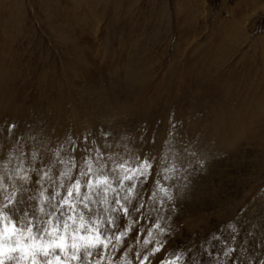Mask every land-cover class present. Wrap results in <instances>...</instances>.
Returning a JSON list of instances; mask_svg holds the SVG:
<instances>
[{"label":"rangeland","instance_id":"1","mask_svg":"<svg viewBox=\"0 0 264 264\" xmlns=\"http://www.w3.org/2000/svg\"><path fill=\"white\" fill-rule=\"evenodd\" d=\"M179 18L189 20L193 33L178 30ZM229 27L231 31L234 30L232 34ZM79 30L82 32L79 33ZM0 37L7 42L0 49L10 53L6 68V74L12 77L10 88L12 84L18 85L15 97L25 107L27 114L30 113L26 119L41 116L39 101L32 110V100L35 96L39 97V92L47 91L51 100L45 99V102L57 98L53 89L70 90L78 101H82L86 98L83 88L90 86V80L97 82L96 86L100 89L104 85L101 80L110 76L114 69L124 64L127 67L137 66L138 56L145 60V63L138 60L140 64L151 66L149 91L146 96L143 94L140 97L141 100L148 98L158 83L165 84L170 94L173 86L179 84V78H186L179 70L186 68L190 54L188 65L193 64L197 68L199 64L208 66L209 80L216 82L217 89V84L221 82L223 86L235 90L237 101L238 96L245 93L250 97L246 98L255 104L257 95L263 91L264 0H0ZM122 42L127 47L122 48ZM176 49H180L178 54ZM79 52L85 55L80 57ZM67 67L70 74L66 72ZM188 87L185 88L186 96L179 103L180 110L174 100L166 104V93L159 103L148 101L152 109L158 104L154 111L158 121L153 131L145 132L143 123L138 125L140 119H137L114 136L104 134V140L114 141L116 138L127 139L132 136L143 139L147 134L151 139L163 137L171 145L176 143V148H179V141L184 139L181 126L188 122L186 117L194 116L191 111L196 112L193 106L190 108L188 101H193V92L199 93L201 99L205 96V86L196 91ZM179 89L174 92L178 97ZM127 96L131 98L133 95ZM106 99L104 96L102 102ZM130 103L134 109L136 104L133 105V97ZM192 103L196 104L194 101ZM67 106L71 108L70 104ZM93 106L87 102L80 107L85 120H96L97 117L90 115V112L96 113ZM197 106L201 107L198 110L200 113L210 108L207 100H200ZM69 107L68 111H71ZM42 112L47 113L45 110ZM203 112L196 115L197 121L206 118ZM6 118L1 117L0 127L5 124V129H2L10 134V144H4L3 149L11 153L7 156L10 161L20 156L24 159V163H21L29 180L20 184L23 186L11 184V196L14 195L11 197L12 203L9 208L4 207L5 203H9V193L4 196L7 198L0 199V210L18 223L23 220L25 226L28 220L40 221L41 231L49 226L47 221L58 219L62 232L64 217L57 209L68 212L67 206L61 205L60 201L67 196V188L74 182L71 177L61 182L55 175L56 170L59 164L69 167L83 148H89L94 153L95 144L77 140L71 145L66 139L62 142L65 144H59L56 151L48 152L49 155L55 154L54 161L37 160L33 158L34 155L27 157L23 151V140L7 130L10 127L14 132L19 128L17 122ZM263 124L260 128L263 135L254 139L255 142L252 139L251 145L241 143L235 151H231V154H235L219 167L206 166L208 163L198 167L183 164L174 166L164 156H157V151L162 152H159L154 141H150L153 154L148 165L143 163L145 160L141 157H137L135 162L121 164L107 176L111 185L107 203L103 201L104 191L101 187L99 194H93L89 202L90 212L82 204H75L76 213H83L87 221L97 216L104 220L101 238L108 246L105 248L100 244L90 249L91 256L80 249L77 259H72L73 249L70 246L64 253L55 249V255L60 256L65 264H97V261L99 264H165L166 261L173 264H264ZM46 129L49 131L48 126ZM192 131L193 137L201 138L199 131ZM118 148L122 149L116 150L115 154L119 152L124 155L131 150L129 147L124 149V146ZM237 150L239 153H236ZM114 155L112 160H115ZM83 156L82 160H89V154ZM235 157H238L237 160ZM100 162L99 159L98 164ZM41 172L46 173L44 176L49 174V179L43 181ZM125 176L129 179H124ZM37 179L42 180L39 182ZM48 183L50 187L46 185ZM32 184L39 192L29 190L31 188L27 185L31 187ZM86 192L81 186V193ZM74 200L75 196L70 202ZM117 200L119 203H116ZM25 211L29 213L26 219L22 216ZM109 219L114 223H107ZM67 241H71L70 235ZM158 248L159 252L156 251ZM9 264L15 262L10 261Z\"/></svg>","mask_w":264,"mask_h":264},{"label":"bare ground","instance_id":"2","mask_svg":"<svg viewBox=\"0 0 264 264\" xmlns=\"http://www.w3.org/2000/svg\"><path fill=\"white\" fill-rule=\"evenodd\" d=\"M178 14H180V11L178 12ZM177 21H178L177 22L178 30L180 32L185 31V32H188V34L193 33L188 23L189 20L187 21L184 18L182 19L179 18ZM230 29L232 28L229 27V32L232 34L234 30L231 31ZM81 32L82 30H79V33ZM4 43H7L6 40L4 41V38L0 37V46L3 45ZM124 45L125 43L122 42V45H121L122 48L127 47ZM176 50L178 54L180 52V49H176ZM79 53H80V57L85 55L83 52H79ZM138 57L137 59L140 60V62L145 61L141 59L142 57L141 58H138ZM190 58H191V54H190ZM190 58L187 57L188 61L186 63V68L184 70H181V69L179 70V73L184 75L186 78L180 77L179 84L173 86L172 88L173 90H171L170 94L168 93L169 89L168 87L165 86V84L158 83L155 89H152V94L147 96L148 98L144 97L143 100H141L140 97H142L143 94H145L146 96V94H148V91H149L148 81L150 80L149 77H150V70H151L150 67L151 66H148L146 64L143 65L142 63L140 64V62L136 60V63L139 64V66L137 64L138 67L136 65L135 67H132V66L127 67L126 64H124L122 67H119V69H114L112 72L110 71L111 72L110 76L104 77L103 80H101L104 85L100 89H98L96 86L97 82L93 83L94 80L93 81L90 80L89 81L91 83L89 84L90 86L83 88L82 92L84 93L86 98L83 99L82 101H78L75 97V94L72 95L70 90L66 92L62 90L56 91L53 89V92L55 91L54 94H57L56 95L57 98L55 100L45 102V99L51 100V98H49V96L47 95V91L45 90V91L39 92L40 94L39 97L35 96L34 97L35 99L32 100V110L36 108L37 102L39 101L41 110L42 111L45 110L47 113L40 111L41 116H36V119L34 118L35 116L33 118L31 117V119H28V117L26 119L27 115H29L30 117V113L27 114V110L25 109V107L20 105L15 97V93L18 90V85L14 86V84H12L10 88V82H11L12 77L10 76V74H6L7 73L6 68L9 64L8 60L10 59V53L0 49V119L3 116H7V118L14 119V121L17 122V126H19V128L17 127L14 132L10 127L7 130L10 133L16 134V137H20L23 140V144H24L23 151L24 153L27 154L26 156L30 157L34 155L33 158L37 160L48 161V159L49 160L52 159L50 160V162L54 161L53 158L55 154L49 155L48 152H51L53 150L56 151V148L58 149V147L60 146L59 144H65V142L64 143L62 142L65 141L66 139L68 140L67 143L71 145L77 140H79L80 142L84 141L87 144L94 143L95 148H96V151L94 153L89 151V148L88 149L83 148L82 152L77 155V157L80 159L77 158V160L74 161L72 164L69 163L70 164L69 167L65 165L60 166L59 164V168L56 170V173H55L56 177L61 182H65L67 181V179L69 180V177L72 178L74 183L76 180H80L82 182L83 188L86 191H88V189H87V185L84 183L85 180L87 179L95 180L97 177H101V178L105 176L107 177L111 172L115 170V168L120 167L119 165L121 164L125 165L130 162H135L137 157H141L142 160H145L143 163L148 165L147 162L150 163L152 159L151 154H153L152 153L153 147L151 146L150 141H154V145L157 146V149H159V152H162V153H158L157 151V156L158 155L160 157L161 155L164 156V158H166V160H170L172 165L174 166L183 164L187 167H190V166L198 167V166H205L208 163L206 166L211 165L212 167L213 165H216L219 167L221 163H223L226 160H229L230 157H232L231 155L235 154V153L231 154L232 153L231 151H233L234 149L236 150L237 147L241 143H244V144L250 143L251 145L252 139H253V142H255L254 139L263 135L262 134L263 131L261 130L262 129L261 124L264 123V85H263L262 93L258 94L255 99V104H253L252 102H250L249 99L246 98L249 96H246L245 93H242L238 96L239 97L238 101H240L238 103V101L236 100L237 96L235 97V94H234L235 90H233L230 87L223 86L221 82L217 84V86H219L217 89L216 82L212 81L211 79L209 80L210 77H207V73L210 72V70H206L208 66H202V64H199V68H197L196 65L195 67H193V64L188 65V62L191 61ZM195 63H197V61H195ZM67 71H69L68 67H67L66 72ZM85 77L89 78L87 76ZM184 85H187V86L189 85L190 87L188 88L189 89L191 88L193 91H196L198 89L201 90L203 89L202 87L205 86V96L204 98L201 99L199 97V93L193 92L194 94H193L192 100L196 102V104L193 105L192 103L193 101L191 102L188 101L190 108L193 106V109L196 112L191 111L194 114V116H190L189 114L191 113L189 114L187 113L189 116L188 118L186 117L185 119L188 122L184 123L181 126V133L184 139L181 142L179 141V144H180L179 148H176L175 146L176 143L171 145L168 141H165L163 137H153L151 139V138H148L147 134L145 137H143V139H138L139 137L136 138L137 136H132L127 139H117L116 138L114 141L104 140L105 139L103 136L104 134L109 133V137L114 136L116 135V133L123 131L125 125L129 127V124L135 122V120L137 119H140V123L138 125L143 123L144 127H142V129L145 130V132L146 131L150 132V130H152L156 126V123L158 121L157 118H155L154 116V111L157 108L158 104L156 106L154 103L155 108L152 109L151 104L148 103V101L150 102L157 101V103H159L163 97L162 95L166 93V95L164 94L166 96V102H167L166 104H169L170 102H172V100H174L175 102L174 101L173 102L176 104L177 109L180 110L179 103L182 97L185 95L186 93L185 88L187 87L186 86L184 88ZM178 86H183V88L179 89ZM176 89H179L178 91H180L179 97L176 94H174ZM129 94L133 95L132 96L134 99L133 105L136 104L134 109L132 108V105H130L131 104L130 102L132 101V97L128 98L127 95ZM46 95L48 97H46ZM104 96H106L107 99L104 102H102V98ZM214 96H216L217 98L213 99ZM252 97L253 96H251V98ZM200 100L201 101L207 100L210 105V108L206 109L205 110L206 112L202 111L203 113L206 114V118H201L199 121H197L196 115L198 114L201 115L202 113L198 111V110H201L200 109L201 107L198 108L200 105L197 106ZM212 100H218V101L212 102ZM87 102L88 103L91 102L94 105L93 111H96V113L90 112V115L97 117L96 120L95 119L92 121L85 120L84 114L81 113V111L79 110L82 104L84 105ZM69 104L71 105V108L67 106ZM68 107L72 110L68 111ZM48 122H50L51 124H49ZM9 123L11 124V122ZM18 123H20V125H18ZM47 126H48L49 131H47L46 129ZM2 127H0V199L2 197L3 199L7 198L4 196L8 195L9 193H10L9 198L14 197V195L11 196V193L13 192V190L12 192L10 191L11 186L14 184H17V186L18 184L19 185L25 184L24 182H26V179H28L27 178L28 174L23 168L24 159L23 158L21 159L20 158L21 156L16 157L17 155L15 156L16 158L13 160L11 159V161L7 158V156L11 153L9 154L6 153V149H3V148L5 147L4 144L8 143L10 134L6 132V130L5 131L3 130L5 129V127L3 129ZM173 127H176V126H173ZM171 129H172V126L170 127L169 131ZM192 130L199 131L202 134L201 138L199 139L197 137H193ZM151 135L150 137H152L154 134L152 136ZM10 138H11V141H13L12 137ZM12 146H14V144H12ZM19 146H20V142H19ZM121 146H124V149H126L125 147H129L131 148V150L128 152L126 151L127 154H124V155H121L119 152L115 154L116 150L122 149V148H118ZM18 148L19 147H17L16 149ZM145 151H148V152L150 151V153L148 152L145 153ZM165 153L167 155H164ZM236 153H239L238 150L236 151ZM84 154H89L88 156L89 160L84 161V159L83 160L81 159L84 157L83 156ZM113 155H114L115 160L111 159ZM93 156L99 157L101 162L98 164L99 159L97 158L95 159V157L93 158ZM120 156H123L122 159L120 158ZM213 158L215 159L212 160ZM237 158L235 157L236 160ZM133 166H134V163H133ZM41 174H43V176L40 175L43 181L44 179H49L48 177L49 174L47 176H44V174H46L45 172H41ZM40 180L38 181L40 182ZM50 181H52L51 178H50ZM36 184L37 182L35 183V186ZM46 185L49 186V183ZM46 185L44 186L45 188H46ZM20 186H23V185H20ZM27 186L31 188L29 190H31L32 192H36L38 190L34 185L31 187L29 185ZM42 188L43 187H41V189ZM180 195L182 196V194ZM174 196H176V194H174ZM14 199H12V201ZM3 202H5V200ZM175 202L176 201H174V203ZM28 205L31 206L30 203ZM104 213L102 215H104ZM132 250H133V247H132ZM259 253H261V251Z\"/></svg>","mask_w":264,"mask_h":264},{"label":"snow or ice","instance_id":"3","mask_svg":"<svg viewBox=\"0 0 264 264\" xmlns=\"http://www.w3.org/2000/svg\"><path fill=\"white\" fill-rule=\"evenodd\" d=\"M124 179H129V177L125 176ZM84 183L88 189L86 193H81L82 182L76 180L67 188V196L60 201V204L66 205L68 209L67 213L62 208L57 209V212L64 217L62 232L58 219L47 221L49 226L44 227L41 231L39 227L41 222L38 220H28L27 226H25L23 220L18 223L12 216L0 211V264H9L10 261H14L15 264H65L60 256L55 255V249L64 253L70 246L73 249L72 259H77V252L80 249H84L85 254L91 256L90 249H95L100 244L106 248L108 245L101 238L104 220L97 216L87 221L83 213H76L75 204H82L83 208L90 212L89 202L92 201L93 194H99L102 187L103 201L107 203V193L111 185L106 176L97 177L95 180L87 179ZM113 191L115 190L113 189ZM74 196L75 200L70 202ZM116 203H119V200ZM10 205L11 198L4 207L7 209ZM124 211L127 212V209ZM28 215L29 213L22 212L25 219ZM53 215L55 216V214ZM107 223L112 224L114 221L109 219ZM69 235L71 236L70 242L67 241ZM156 251L159 252L160 249L158 248ZM165 264H173V262L166 261Z\"/></svg>","mask_w":264,"mask_h":264}]
</instances>
